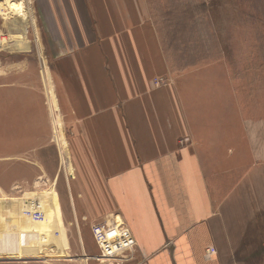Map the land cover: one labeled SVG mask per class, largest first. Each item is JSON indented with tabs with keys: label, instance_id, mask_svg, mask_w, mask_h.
Segmentation results:
<instances>
[{
	"label": "crops",
	"instance_id": "1",
	"mask_svg": "<svg viewBox=\"0 0 264 264\" xmlns=\"http://www.w3.org/2000/svg\"><path fill=\"white\" fill-rule=\"evenodd\" d=\"M153 1L29 0L27 29L43 56L46 97L30 86L35 99L23 103L45 117L15 119L13 141L35 152L20 156L24 174L56 179L41 152L52 137L46 105L59 127L53 111H67L75 135L63 140L57 168L77 198L75 217L66 219L51 181L54 194L37 196L44 215L36 221L23 212L27 199H11L16 242L29 247L2 259L112 264L97 262L99 250L83 235L82 250H66L64 222L83 232L105 219L135 238L133 258L120 264H263L246 261V250H264L263 123L255 131L245 115L230 119L228 102L215 118L197 88L154 84L171 71Z\"/></svg>",
	"mask_w": 264,
	"mask_h": 264
},
{
	"label": "rangeland",
	"instance_id": "2",
	"mask_svg": "<svg viewBox=\"0 0 264 264\" xmlns=\"http://www.w3.org/2000/svg\"><path fill=\"white\" fill-rule=\"evenodd\" d=\"M23 1L0 0V254L29 247L22 246L20 241L16 242L14 223L9 220L13 219L10 217L13 216L11 199L34 200L38 199L39 192L53 195L48 187L51 181H55L54 189L58 195L61 214L68 219V216L75 217L70 204L73 198H77L67 192L62 183V169L57 168L61 166L60 147L63 140L69 141L75 135L74 128L68 126L72 117L67 111H53L60 116L59 127L54 125L49 104L46 105L47 117L52 124V137L48 147L41 152L43 157L47 156L43 159L50 160L51 168L58 172L56 179L53 173L24 174L29 167L22 163L21 157L29 160V155L35 152L33 149L29 150V144L23 147L24 144L17 145L13 141L15 119L23 121L21 119L45 117L44 113L30 111L29 103H23L24 100H31L32 104L35 99L33 93L37 88L32 93L33 88L30 86L40 87L38 89L46 97L47 79L44 61L38 55V45L27 29L29 0ZM152 7L171 71L167 81L158 79L154 84L197 88L198 101H203L204 98L206 103L213 104L215 118H221L222 105L226 108L228 102L230 119L243 118L245 115L246 120L255 121V131L259 130L257 124L261 120L264 132V0H154ZM25 16L27 17L24 18ZM16 27L19 32L12 33ZM5 38L8 39L7 42L3 41ZM48 72L53 86L55 78H52L49 70ZM20 84H26L30 88H19ZM238 105L242 106L245 113L240 111ZM31 129L36 131V128ZM263 132L261 131V136L264 135ZM39 177L47 179V185H34ZM65 188L66 192L63 191ZM4 198H7L6 201ZM104 222L111 223L105 219L93 222L89 224L90 230L83 232L81 224L62 222L68 240L66 250H82L81 235L90 244L92 240L94 248L99 250L92 234V226ZM250 251L257 250H246V261L264 264V250L258 256L248 254ZM62 257L2 259L0 255V264L79 263L77 259L69 261Z\"/></svg>",
	"mask_w": 264,
	"mask_h": 264
},
{
	"label": "built area",
	"instance_id": "3",
	"mask_svg": "<svg viewBox=\"0 0 264 264\" xmlns=\"http://www.w3.org/2000/svg\"><path fill=\"white\" fill-rule=\"evenodd\" d=\"M38 179L36 182L47 185V179ZM23 212L33 220H41L44 215L38 199L28 198ZM92 234L99 249L98 254L94 256L96 260L120 264L133 258L135 239L127 226L112 222L98 223L92 226Z\"/></svg>",
	"mask_w": 264,
	"mask_h": 264
},
{
	"label": "bare ground",
	"instance_id": "4",
	"mask_svg": "<svg viewBox=\"0 0 264 264\" xmlns=\"http://www.w3.org/2000/svg\"><path fill=\"white\" fill-rule=\"evenodd\" d=\"M27 16H25L24 18H26ZM12 33H18L19 32V28L18 27H16L15 29H13L12 31H11ZM7 38H5L3 41H6L7 42Z\"/></svg>",
	"mask_w": 264,
	"mask_h": 264
}]
</instances>
